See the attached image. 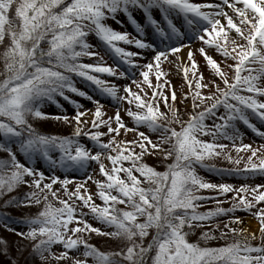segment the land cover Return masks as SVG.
<instances>
[{
  "label": "snow or ice",
  "instance_id": "6c2138e0",
  "mask_svg": "<svg viewBox=\"0 0 264 264\" xmlns=\"http://www.w3.org/2000/svg\"><path fill=\"white\" fill-rule=\"evenodd\" d=\"M248 130L264 140V0H0V206L19 210L0 264H264Z\"/></svg>",
  "mask_w": 264,
  "mask_h": 264
},
{
  "label": "trees",
  "instance_id": "16d2710c",
  "mask_svg": "<svg viewBox=\"0 0 264 264\" xmlns=\"http://www.w3.org/2000/svg\"><path fill=\"white\" fill-rule=\"evenodd\" d=\"M58 98L59 97H57V99ZM42 110H44V105L42 106ZM48 112H53V111H48ZM35 126L39 130L45 131V132H49V133L66 134L67 131L69 130L68 126L65 125L63 122H58V121L50 120V119H48V120H39V121H37ZM0 155H2V153H0ZM148 162L151 163V164H154L159 170H162V165L157 164L154 158L149 157L148 158ZM206 177L209 178V179H212V180H217V179H214V178H210L208 176H206ZM90 190H91V187H90ZM2 199L3 198H0V201H2ZM97 202L99 203L98 200H97ZM204 206L207 207V206H211V205H204ZM224 206H227V203H225ZM25 211L27 212V210H25ZM32 211H35V209H33ZM0 212H8L9 215H13V216H18L19 215V210L14 208V207L4 208V207L0 206ZM237 212H241V211H237ZM198 234H199V229H197L195 231V233L190 234L188 236V239L195 240L196 237L198 236ZM0 236L5 237L6 239H8L10 244H14V242L17 239V237L15 236L14 233L5 230L3 227H0ZM90 242L95 244V245H97V246L106 248V249L107 248H114V247H116V244H117V242L115 240L111 239V238H107V237H103V236H97L95 234H93L92 237L90 238ZM220 242L221 241L213 240V241H209L208 243L214 245V244H217V243H220ZM145 243H147V239L145 240ZM54 250L59 251V248L54 249ZM3 259L5 260V264H6V259L7 258H3ZM52 264H57V262L56 261H52ZM59 264H64V261L61 260L59 262Z\"/></svg>",
  "mask_w": 264,
  "mask_h": 264
},
{
  "label": "rangeland",
  "instance_id": "374dc122",
  "mask_svg": "<svg viewBox=\"0 0 264 264\" xmlns=\"http://www.w3.org/2000/svg\"><path fill=\"white\" fill-rule=\"evenodd\" d=\"M113 27H117L116 25L113 24ZM130 28V27H129ZM93 43H95V40L92 41ZM87 58V57H86ZM196 58L197 60H200V56L199 54L197 53L196 54ZM107 59V57H106ZM217 59H219V57H217ZM88 60V58H87ZM165 68L168 67V65H164ZM168 75V78L171 80L173 86L176 88V89H179L181 84H180V81L182 79V76L181 75H178L177 74V71L173 68V70L169 73H167ZM77 86L78 87H82L86 90H89V88L87 87L86 84H84L82 81H77ZM90 91V90H89ZM75 96V98L84 106V107H91L90 105V102H88L85 98L83 97H78L77 95L73 94ZM97 96H99V93H97ZM63 98H61V101H60V104L63 106V109L64 110H67V111H71L72 112V109H73V105H70L67 101H64L62 100ZM102 103H107V107H103L105 112L106 113H111L114 109L110 106V104L108 103V99L107 98H102ZM49 104V103H48ZM46 105V104H45ZM50 106L49 107H45L44 108V111H51L53 110L54 112H57L56 110L58 109H55L54 107H52L53 105L52 104H49ZM70 112V113H71ZM125 119H127V117H125ZM252 135H255L253 134L250 130L247 131L246 133V136H245V139H244V142L245 143H251L253 146H258L259 144L261 143H264V140H261L260 138L256 137V136H252ZM132 134L129 133L128 134V137L131 138ZM211 162V161H210ZM215 163L219 164L220 161H214ZM200 171L203 173V174H206V170H203V169H200ZM209 174V173H208ZM215 176V175H213ZM216 178L218 179V177L216 176ZM214 178V179H216ZM260 178L258 177L257 180L253 181V182H261L259 180ZM232 183L234 184H239V183H243V182H246L243 180V178H233ZM230 195V194H229ZM236 215L240 216L243 221H244V224L241 225L242 227H247L249 228V230H253V226H252V223H255L256 226H257V222L255 221L254 217L249 213V212H246V211H241V212H236ZM91 222H94L95 221H91Z\"/></svg>",
  "mask_w": 264,
  "mask_h": 264
},
{
  "label": "bare ground",
  "instance_id": "6f19581e",
  "mask_svg": "<svg viewBox=\"0 0 264 264\" xmlns=\"http://www.w3.org/2000/svg\"><path fill=\"white\" fill-rule=\"evenodd\" d=\"M252 226H253V228H256V224L255 223H252Z\"/></svg>",
  "mask_w": 264,
  "mask_h": 264
}]
</instances>
